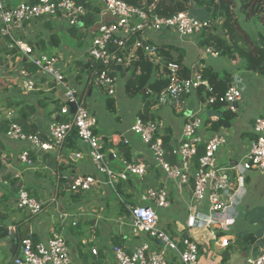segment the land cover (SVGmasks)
<instances>
[{
  "label": "built area",
  "instance_id": "2783aa9c",
  "mask_svg": "<svg viewBox=\"0 0 264 264\" xmlns=\"http://www.w3.org/2000/svg\"><path fill=\"white\" fill-rule=\"evenodd\" d=\"M23 1L26 2L13 6L12 0H0V36L7 40L10 50H16L22 55L21 88L31 93L37 89V78L53 79L64 90L65 103L61 114L67 119L50 123L48 139L44 140L38 135L25 132L16 121L15 112L9 111L6 119L10 125L6 137L27 145L20 152L19 160L26 166L33 167L31 157L33 151L56 150L62 154L67 140L75 136L90 148V156L98 176L85 175L73 179L69 183V188L74 195L88 193L100 185L110 186L117 193L116 184L119 181L133 177L144 179L150 169L161 172L168 182L192 191V203L187 219L188 235L175 237L160 226L158 210L169 209L172 205L168 187L148 186L140 197L144 205L128 204L127 210L131 220L129 226L132 232L153 241L140 243L132 252L120 245H113L110 251L116 264H177L178 261L181 264H199L202 241L213 242L222 249H227L231 241L225 234L239 218V208L247 194L248 173L257 170L264 178V113L255 119L253 125L255 138L248 153L236 166L221 167L218 155L229 139L222 131L213 132L208 138L204 137L202 130L206 122L200 114L214 105L230 107L235 111L234 105L240 103L243 98L241 90L229 85L224 94H217L200 73L188 78L182 77L179 66L175 63L169 64L167 70L170 73V83L167 89L157 96L160 104H169L181 96L197 92L201 87L210 93V98L202 102L200 110L187 119L178 149L174 148L170 152L165 148L162 138L164 123L137 117L132 132L150 149L153 163L148 165L143 162H132L113 154V159L122 163L119 170H114L109 157L105 154V138L96 133L97 119L86 100L88 93L95 89L108 98L117 97L119 74L124 68H129L139 60L141 55L139 52L146 61L164 68L159 46L172 43L169 37L183 42L195 40L198 44L206 33L221 35V24L208 19L201 20L188 11L166 18L153 13L151 8L130 5L123 0H90L99 12L95 16L94 26L85 29L83 20L90 11L83 4H78L74 0ZM41 21L55 23L59 27L68 24L70 29L78 28L83 34L91 37L88 50V84L83 92L71 88L67 83L69 69L76 61H69L59 54L36 55L35 47L22 36L27 24ZM203 49L201 52L203 58L220 57L218 52L210 48ZM71 104L76 107L74 114H71ZM170 156L176 160L174 163L168 160ZM77 157L81 158L82 155L77 154ZM101 176L105 177L104 180L100 179ZM61 187L59 183L58 189ZM150 204L155 205L156 209ZM17 207L21 211H29L31 216L36 217L42 214L48 205L30 194L28 190L21 189ZM58 223L61 227L68 224L77 225L71 213H61ZM195 231H206L207 238L195 240L192 234ZM157 240L165 246L157 244ZM99 251L98 248H94L92 255L98 258ZM13 264H73V259L66 237L54 231L46 242L35 243L30 236L22 240L20 253L15 257ZM246 264H264V243L260 254L249 257Z\"/></svg>",
  "mask_w": 264,
  "mask_h": 264
},
{
  "label": "crops",
  "instance_id": "0c3cea01",
  "mask_svg": "<svg viewBox=\"0 0 264 264\" xmlns=\"http://www.w3.org/2000/svg\"><path fill=\"white\" fill-rule=\"evenodd\" d=\"M34 24L38 26L39 22L27 24L25 33L23 32L22 36L25 37L29 44L35 47V54L40 55V50L47 49L49 46L51 48L55 47L50 41L51 33L55 30V27H53L52 23L45 24V34L49 35V38H46V35L40 37L37 32L29 30ZM244 29L248 32V29L245 27ZM174 44L182 49L189 47V50L186 51L187 56L184 64L191 70V75L200 73L205 67H210L221 78L225 79L227 86L234 85L241 90L243 98L240 103L234 105L235 111L231 110L230 107L221 106L220 109L214 108L211 110L218 113V115L219 113H227L232 116L225 126L221 128L228 131L229 141L221 149L219 161L226 160L227 165H223L226 168L236 166L248 153L255 138L253 133L255 119L264 113V76L246 70V64H244L242 59L231 60L233 68L226 69V67L220 68L214 62L208 63L207 60L201 59V57L198 58L197 53H201L202 47L195 40L192 42L175 41ZM58 49L59 53L57 54L63 55L69 61H76L74 67L75 65H80L81 68L84 56L75 55L69 47L63 49L62 44ZM0 50H2L0 52L2 59L0 63H3V66L7 64L8 70L11 69V65L15 60L20 65L21 54L18 51L11 53L9 44L4 39L0 40ZM190 57H192V60H189ZM220 57H213V59H219ZM5 58L7 59L6 63L4 62ZM88 62L89 60L83 64L88 65ZM72 71L73 66L67 74V83L71 88L78 90V86L83 84L79 76L80 69L77 73H72ZM81 71H83L82 68ZM235 71L237 72L233 75ZM244 71L245 75H243ZM222 73H224V76H222ZM255 78L261 79V81L257 80V82H254ZM16 80L17 78L9 83L6 82L9 87H5L4 90L7 93V102L5 101L4 104L6 114L2 120L5 119L9 111H14L16 119H19L23 105H33L36 107V112L31 113L29 109L24 110V114L29 117V128L32 130L36 129L38 134L48 136L50 123L67 119L66 116L61 114V109L65 103L64 90L53 79L43 77L37 78L36 91L27 93L21 88L20 82L17 81V83ZM118 86L117 97L122 99L124 98V93L122 88H120V83ZM95 94L96 99L92 102V105L89 103V107L97 119L96 133L105 138V154L109 157L111 167L114 170L121 168L119 161L113 159V154L132 162L152 164L153 156L150 149L132 132V126L136 118L141 116L145 108H140L136 117H131L130 127H123L121 124L115 127V123L110 124L106 120V118H109L107 113L110 114L107 108V100L110 98L103 94L101 96L99 93H94V90L88 93V97L93 98ZM101 97L104 100L106 97L104 106L99 101ZM18 103H22V105H17ZM201 103L198 93L193 92L166 104L174 108L175 114L179 116L177 119L155 115L153 111L160 108L153 107L150 109L149 116L154 117V119H149L162 121L164 123V131L169 130L172 133L171 143L175 145V142H179L181 139L182 129L187 119L200 110ZM115 107L117 114L119 112L117 103H115ZM223 118L219 116L217 118H208L209 122L208 124L206 123L205 128L202 130L203 136L208 138L213 132H216L213 129L214 124ZM118 122H121V117L118 118ZM221 129L218 131H222ZM123 145L128 150V156L126 157L123 156V150L121 149ZM25 147L27 145L11 141L6 137V134L0 132V228L7 229L9 233L7 237L2 238L0 236V264H13L15 257L19 255L22 242L21 233L25 226L31 227L30 237L31 235H36L39 241L46 242L52 237L54 231L65 236L71 250L73 264H116L110 251L113 245H120L132 252L140 243L151 241L150 238L144 235L137 236L132 232L129 226L130 217L126 216V214H121L120 203L110 204L109 198L112 195L106 185H100L84 194L74 195L70 191L69 183L76 177L85 175L98 176L90 156V148L79 139L74 137V143L68 139L62 154H59L56 150L49 152L33 151L31 153L34 162L33 167H28L19 160V154ZM77 154L82 155V157L78 158ZM255 174V172L248 173L246 178L247 194L241 206L239 218L230 227V231L225 234L230 239L231 245L227 249H222L217 244L202 241L200 245L201 253L205 250L214 249L218 253H223L224 258L225 255L229 254L230 256L227 258H230L233 255L231 250H234L236 246L238 247V244L240 245L236 238L238 234H241L243 237L253 236V239L249 238L253 243L249 245L248 250L243 255L245 260L260 254L264 243V223H261V211H264V206H261L264 203V178L260 173H258V176ZM18 175L21 176L16 177ZM146 178L152 181L153 184L151 185L168 187L171 192L172 204L180 206L184 215L187 216L192 203L191 190L180 188L174 183L168 182L161 172H156L155 170L150 169L148 175L141 181L142 184L146 182ZM100 179L104 180V178ZM59 183H61V189H58ZM21 189L28 190L33 196L38 195V199L47 203L48 207L42 214L34 217L28 215L27 211L18 209L17 200ZM139 193L135 197V201L136 199L139 201L142 192L139 191ZM173 197H176V199H173ZM161 212L167 214V212ZM61 213L73 214L77 225L68 224L61 227L58 223ZM112 223L115 224V227ZM171 224L168 223L166 228H168L171 235L178 237L180 235L179 232L173 229ZM12 234L17 235L18 239L16 241L10 239ZM182 234L188 235L187 230ZM192 234L194 239L198 241L207 238L206 231H195ZM221 236L223 237L224 234H221ZM94 248L100 250L98 258L92 255ZM199 264H208V262L203 260Z\"/></svg>",
  "mask_w": 264,
  "mask_h": 264
},
{
  "label": "trees",
  "instance_id": "16d2710c",
  "mask_svg": "<svg viewBox=\"0 0 264 264\" xmlns=\"http://www.w3.org/2000/svg\"><path fill=\"white\" fill-rule=\"evenodd\" d=\"M78 4H83L90 11L89 15L83 20L85 29H90L96 23V14L99 9L91 3L90 0H74ZM126 3L138 7L151 8L153 13L162 17L171 18L181 12L189 11L191 14L201 20L208 19L221 24L222 34H209L206 33L200 38V46L202 48H210L215 52H218L220 56H229L232 60L238 58L244 59L246 62V70L257 73L264 76V0H123ZM201 14L202 17L200 16ZM239 15H243L246 21H250L256 18L260 25L261 30L255 35L247 32L241 25V18ZM201 17V18H200ZM70 35L75 37L77 41L82 42L85 37L83 32L78 28H71L69 30ZM82 33V34H79ZM52 43L56 48H59L62 44L58 35L52 34L50 37ZM2 41V37L0 36ZM6 43L7 41L4 40ZM2 52V50H0ZM11 53L16 50H10ZM139 60L136 61L129 68H124L122 73L126 74L132 72L131 77L128 78L125 86L126 94L130 97H134L137 94H145L144 98L147 99L152 94L158 96L162 91L167 89L170 83V73L167 70L169 64L175 63L179 66V73L182 77H190L191 70L188 69L185 64V58L187 53L184 49L176 46L174 43L162 44L159 46V54L162 58V65L156 66L154 63L146 61L141 52ZM0 60L1 57H0ZM88 65L82 63L81 68L83 71H88ZM31 69V67L29 66ZM140 69V72H139ZM162 71V73H161ZM200 75L204 80L209 81L213 89L217 94H224L227 89V83L224 78H221L218 73L214 72L210 67H205L200 71ZM200 96L201 102H206L210 98V93L206 92L204 87L197 90ZM158 100V99H157ZM115 100L110 98L107 100V108L109 112L116 114ZM159 104L156 101L147 102L145 111L141 113L144 119L154 117L149 116L150 109ZM17 105H22L18 103ZM151 107V108H150ZM213 108L220 109V105H214ZM29 109L31 113L36 112V107L33 105H23L21 109V116L16 121L23 127L25 132L29 134H35L42 139H48L47 136L38 134L36 129L29 128V117L24 114V110ZM224 118L220 119L214 124L213 129L215 131L220 130L225 124L232 118L230 114L224 113ZM62 121V120H60ZM209 120H206L208 124ZM9 128V121L7 119L0 121V132L6 134ZM172 133L167 130L164 131L162 138L164 146L168 152L173 151L175 146L171 143ZM74 137L69 138L74 143ZM123 150V156H128V150L126 146L121 147ZM203 151V150H202ZM201 151V153H202ZM168 160L174 163L176 160L173 156L168 157ZM158 172V171H157ZM143 185L142 180L137 177L130 178L125 181H119L116 184L118 196L120 197L121 214H126L130 217V213L127 210V205H135V197L139 193V188L136 184ZM127 188L129 189L127 191ZM135 189V193L133 192ZM9 235L7 229L0 228V236L2 238ZM253 236H244L243 240L245 244L251 245ZM32 241L39 242L36 235H31ZM240 236H237L236 241H241ZM247 248V247H246ZM246 248L244 250L246 251Z\"/></svg>",
  "mask_w": 264,
  "mask_h": 264
},
{
  "label": "rangeland",
  "instance_id": "374dc122",
  "mask_svg": "<svg viewBox=\"0 0 264 264\" xmlns=\"http://www.w3.org/2000/svg\"><path fill=\"white\" fill-rule=\"evenodd\" d=\"M22 2H26V1L12 0V5L16 6ZM202 15L203 14H201L200 16L202 17ZM239 16L241 18V20H240L241 25L243 26V28L245 27L246 29H248V32L250 34L255 35L259 32V30H261V25L256 18H253L250 21H246L245 17L243 15H239ZM45 24H46L45 22L41 21V22H39L38 26L36 24H34L33 26H31V28L29 30L32 32L33 31L37 32V35L40 34V37L45 36L46 35L45 34L46 33ZM52 24L54 25L53 27H55V30H53V32L51 34H56L59 36V38L62 41V48L65 49L66 47H69V48H71L70 49L71 52H73L75 55L84 56V62H81V61L80 62L86 63L87 60H89L88 50H89L90 46L88 47V45L91 44V41H92L91 37L88 36L87 34H84L85 37L83 38L82 42L80 43L79 41H77L75 39V37L70 35V32H69L70 26L68 24H64L61 27H59L55 23H52ZM24 33H25V31H24ZM79 34H82V33L79 32ZM46 38H49V35H46ZM159 38L162 39L164 37H159ZM168 39H170V41L172 43H174L177 38L169 37ZM196 49H198V48H196ZM184 50L188 51L189 47H186ZM37 51H39V50H37ZM203 51H204V49L201 48V52H203ZM39 53L40 54H44V53H46V54H57V53H59V49L55 48V47L51 48L49 46V47H47V49L40 50ZM197 55H198V58L201 57V59L207 60L208 63L214 62L215 64L219 65L220 68H225V67H226V69L233 68V66L231 64L232 59L229 56H221L219 59H213L212 56H208L207 58H203V55L201 53H197ZM238 59H240V58H238ZM189 60H192V57H190ZM194 60H196V58H194ZM242 60H244V59H242ZM6 61H7V59L4 62L6 63ZM232 61H234V60H232ZM244 64H246L245 60H244ZM6 66H7V64L5 66H3V63H0V121L4 118V116L6 114L5 113L6 107L4 104H5V101L7 100L6 99L7 93L4 92V90H5V87H9L6 85V82L9 83L10 81L14 80L15 78H17L16 82L17 81L20 82V79H21L20 78L21 66L17 64V60H15V62L11 65L10 70H8ZM79 69H80V77L82 79L83 84L78 86V90L80 92H83L84 88L88 84L87 71L82 72L80 65H75V67L73 66L72 73H77L79 71ZM230 72H232V70H230ZM236 72L237 71H235L233 73V75ZM131 75H132V72H128L126 74H124V73L119 74L120 88H122V91L124 93V98H122V99H118V97L114 98L115 103H117V105H118L119 112L117 114H113V113L109 112L110 114L107 113L109 118H106V120H108V122H110V124L115 123V125H114L115 127H116V125L119 126L120 124L123 127H127V128L130 127L131 117H133V116L136 117V115L139 113L140 108L144 109L147 102L156 101L158 103L157 96L154 94L149 96L147 99L144 98V95H145L144 93H143V95L137 94L134 97H130L129 95L126 94V91H125L126 82H127L128 78L131 77ZM243 75H245V71L243 72ZM222 76H224V73H222ZM260 77H262V76H260ZM257 80L261 81V79H256V78L253 81L257 82ZM263 81H264V78H263ZM94 93H99L100 95L102 94L101 92H99L96 89L94 90ZM95 99H96V94L93 98H89L87 96L86 100H87L88 106H89V103H90V105H92L93 104L92 102H94ZM105 100H106V97H105ZM105 100L102 97L99 100V101H101L100 103H102L103 106L105 105ZM153 108H157V109L160 108L159 110L153 111V113L155 115L158 114V115L164 116L165 118H171L172 117L174 119H177L179 117L177 114H175L174 108L172 106L162 105L159 103V104L155 105ZM212 109H214V108L212 107L209 110H205L200 114V116L203 118L204 121H206L208 119L207 113L209 111H211ZM119 117H121V122H118ZM6 118H7V115H6L5 119ZM221 130L224 134H226V136L229 139L228 131H226L225 129H221ZM119 163H120V166L122 167V163L120 161H119ZM218 163L221 167H224L225 165H227L226 160L221 161V162L219 161V155H218ZM254 172L256 173L255 175L258 176L259 172L257 170ZM97 175H98V173H97ZM101 178H105V177L101 176ZM148 179L149 178H146V182L142 186L138 185V183L135 180L140 192H143V190L146 187L151 186V184H153L152 181L148 180ZM107 189L110 191L109 193H111V195H112L109 198L110 204L114 205L116 203H120V201H119L120 198H119L118 194L110 186H107ZM128 190L129 189L127 188V191ZM133 192L135 193V189H133ZM138 194H140V193H138ZM35 196L39 198L38 195H35ZM174 198L176 199V197H173V199ZM135 204L136 205H144L141 203L140 197H139V201H138V199H136ZM150 205L154 209H156L155 205H153V204H150ZM261 206L263 207L264 203ZM240 209H241V207L239 208V211H240ZM161 211H164L165 213L167 212V214H163V212H161ZM158 214L160 216L161 228L166 230L168 233H169V230H168V228H166L168 223H172L171 224L172 228L175 229L177 232H179L180 236H182V233L185 230H187V219H188L189 213L187 214V216L184 215V212L182 211L180 206H177V205L174 206V203H173L172 207H170L169 209L158 210ZM261 221H262L261 223L263 224L264 223V211H261ZM112 225L115 227L114 223H112ZM82 230H84V228H82ZM240 235L241 234H238V236H240ZM240 239H242L241 241H239L240 245L238 244V247L236 246L234 248V250H231V252L233 254L232 257L224 258L223 253H221V252L218 253L214 249L210 250V251L205 250V251H202V253H200V256H199L200 262L205 260L208 262V264H246L245 257L243 256L244 253L246 252L244 250V246H245V248L247 247L246 250H248L249 245L245 244L242 235H241ZM150 240L153 241L152 239H150ZM211 243H213V242H211ZM177 264H181V263L178 261Z\"/></svg>",
  "mask_w": 264,
  "mask_h": 264
},
{
  "label": "water",
  "instance_id": "95a60500",
  "mask_svg": "<svg viewBox=\"0 0 264 264\" xmlns=\"http://www.w3.org/2000/svg\"><path fill=\"white\" fill-rule=\"evenodd\" d=\"M119 69V71H121V67H119L118 68ZM75 109H76V107H75V105H73V104H71L70 105V110H71V114H74L75 113ZM208 118L209 119H211V118H217V116H219L220 118H223V114H221V113H219V115H218V113H215V112H213V111H209L208 113ZM77 138V137H76ZM179 144V142L178 141H176L175 142V148L176 149H178V145ZM27 213H28V215H30V212L29 211H27ZM15 234V233H14ZM30 234H31V227L30 226H25L24 227V229H23V232L21 233V239L22 240H26V239H28L29 238V236H30ZM10 239H13L14 241H16L17 239H18V237H17V235H11L10 236ZM156 243L157 244H159V245H161V246H165V244L164 243H162L161 241H159V240H157L156 241ZM230 255L228 254V255H225V258H227V257H229Z\"/></svg>",
  "mask_w": 264,
  "mask_h": 264
}]
</instances>
